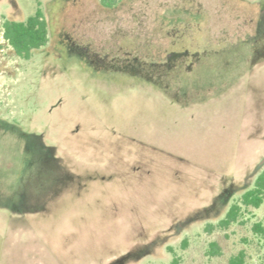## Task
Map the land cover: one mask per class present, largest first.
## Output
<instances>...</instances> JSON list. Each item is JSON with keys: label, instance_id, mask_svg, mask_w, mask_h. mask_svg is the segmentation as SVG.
I'll use <instances>...</instances> for the list:
<instances>
[{"label": "rangeland", "instance_id": "374dc122", "mask_svg": "<svg viewBox=\"0 0 264 264\" xmlns=\"http://www.w3.org/2000/svg\"><path fill=\"white\" fill-rule=\"evenodd\" d=\"M257 1L0 0V264H105L216 193L223 201L226 176L253 185L264 169V64L249 70L241 43L257 35ZM38 7L49 42L27 59L4 22ZM185 49L200 52L193 72L150 69ZM21 130L113 178L54 209L70 176ZM215 208L137 264H229L240 251L244 264H264L253 230L264 203L228 228Z\"/></svg>", "mask_w": 264, "mask_h": 264}, {"label": "trees", "instance_id": "16d2710c", "mask_svg": "<svg viewBox=\"0 0 264 264\" xmlns=\"http://www.w3.org/2000/svg\"><path fill=\"white\" fill-rule=\"evenodd\" d=\"M100 1L106 8H112L119 2V0ZM257 5L258 7H264V0H259ZM49 34V24L45 19L41 7H38L36 12L28 16L25 20L8 19L4 22V37L13 46L17 54L27 59L30 58L33 50L42 48L48 44ZM254 70L255 68L253 71ZM5 123H7V121L0 117V124L3 125ZM25 133L26 132L22 131V134ZM27 134L28 137H33L35 140L39 141V144H41L42 147H45L47 142L45 139V133L39 134L33 132L26 133V135ZM70 161L71 160H66L68 164L64 165V171L69 174L70 178L66 184L61 186L59 192L54 197H50L52 199V202L50 203L55 205L54 209L69 205L66 203L65 196H83L90 192L96 182L103 183L104 179L108 178L110 180L113 178V175H111L113 173L106 176L105 174L107 171L102 168H91L80 165L74 161L70 163ZM221 185V192L224 190L230 191L232 188H239L241 196L239 199L233 201L227 208L225 216L218 222V226L220 227L228 228L233 223L243 222L245 212H247L249 208H259L264 203V169L257 175L252 186L247 187L245 180L236 179L234 176H226ZM229 188L231 189L229 190ZM219 198L220 192L212 196L208 205L192 207L187 211L182 212L178 218L168 223L165 228L156 231L149 239L131 244L125 253L110 258L105 264H137L147 255L155 253L161 245L173 238L174 235L179 234L182 228H185L192 222H195V220H198L200 218L199 214L207 216V210L214 206L216 200H219ZM213 211H215L214 213H218L217 208L210 211V213ZM204 216H201L200 219ZM213 216H215V214ZM31 222L36 223V219L34 221L31 220ZM213 226L214 225H211V228ZM253 230L257 235L263 236L264 220L256 221L253 225ZM186 242L187 239H185L184 243L186 244ZM216 245V242L212 243L213 250H211V252H216ZM245 262V251H240L238 254L233 255L229 260V264H244Z\"/></svg>", "mask_w": 264, "mask_h": 264}, {"label": "flooded vegetation", "instance_id": "af4514ba", "mask_svg": "<svg viewBox=\"0 0 264 264\" xmlns=\"http://www.w3.org/2000/svg\"><path fill=\"white\" fill-rule=\"evenodd\" d=\"M263 36H264V7L259 6V19H258V25H257V35L255 36V38L249 37L243 43H241V45L244 43L247 45L246 55H245V62H246L245 66L251 71H253L254 68L260 67L261 65L264 64V49H263L264 47H261V46H264V37ZM261 39H262V43L260 45L259 41ZM241 45L239 47H241ZM81 47L84 48V46H81ZM92 50L94 51V54H96V55L99 52L96 49L90 48L89 54L91 53ZM233 51L240 53V50H238V49H235ZM190 52H191L190 49H185V50L180 51V52L171 53L170 54V56H171L170 61H165V62L151 61L150 62V67H151L150 69L153 71V68L155 67L154 69L160 68L161 70H164L166 72L170 68H182V69H186L188 72H193L194 68H195V64L198 61V60H196L197 56L200 54V52L199 51H197V53H193V52L190 53ZM190 57H191V59L188 60ZM137 59L140 61L139 57H137ZM224 61L231 63V60H224ZM140 62L142 63L143 61H140ZM146 63L147 62H143V64H146ZM185 64L187 65V67ZM178 65L180 67H177ZM163 83H165V82H163ZM222 84L226 85L227 83L225 80H223ZM166 87H169L168 84ZM39 134H42V133H39ZM44 148L49 150L53 154L54 160L56 161V163L58 165H61L60 168L64 171V165L68 164L66 162V160H70V159L68 157H64L60 154H57L58 149L53 144H48L46 142V145ZM70 163H72V161H70ZM258 167H259V165L256 166V170ZM224 191H227V190H224ZM239 191H240L239 188H232V190H230V192H228L229 194H227V196L225 197V199L223 201L222 200L220 201V199H221V196H220L219 200H216V202L214 204V206H215L218 202L221 203V208L218 210V212L223 213L225 211V207H226L228 198L231 195H235V193L239 192ZM214 206H212V207H214Z\"/></svg>", "mask_w": 264, "mask_h": 264}]
</instances>
